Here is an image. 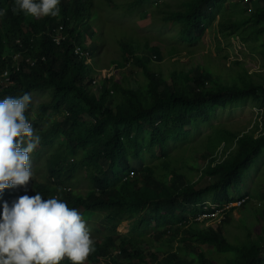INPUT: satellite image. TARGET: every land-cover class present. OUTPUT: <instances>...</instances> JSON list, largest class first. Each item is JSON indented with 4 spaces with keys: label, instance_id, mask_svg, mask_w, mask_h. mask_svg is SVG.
<instances>
[{
    "label": "trees",
    "instance_id": "obj_1",
    "mask_svg": "<svg viewBox=\"0 0 264 264\" xmlns=\"http://www.w3.org/2000/svg\"><path fill=\"white\" fill-rule=\"evenodd\" d=\"M149 2L136 0L132 7ZM223 2L189 0L184 10L170 13L168 21L179 24L180 37L187 46H173L165 65L166 55L160 48H150L149 44L140 47L133 41L122 43L123 63L115 60L114 70L130 66V73L139 69L145 79L143 86L132 89L128 78L117 79L115 72L101 84H93L100 70L82 30L85 22L93 20V1L60 0L57 17L34 18L23 12L13 14L15 0H0V10H6V15L0 16V56L8 44L20 38L29 47L28 55L46 57L36 67L17 73L13 85L0 91V100L31 94L32 102L25 111L29 121L34 94H50L49 102L40 105L37 119L31 120L33 127L40 123L43 126L39 136L43 149L50 152L49 179L29 180L33 193L28 196L34 197L36 192L41 193L42 200L55 196L67 202L69 208H82L84 217L103 221L106 234L101 235L100 242L93 243L94 250L89 254L94 264L119 250L122 255L113 258L114 264H217L210 253L202 251V246L231 256L230 264H264L260 241L232 244L222 233L229 217L247 203L230 211L217 229L187 225L201 215L207 203L222 209L249 197L235 198L229 193L241 185L244 173L264 152V133L256 137L259 126L247 132L215 133L219 140L214 148H208L205 156L212 159L204 170L205 178L215 183L202 189L184 178L168 154L171 142L186 143L191 139L188 126L198 130L202 123L211 121L217 110L249 98L259 99L264 127V0H231L228 14L220 10ZM217 16L218 40L223 37L242 43L251 53L263 57L260 63L245 65L241 59L231 60L228 52L215 57L204 54V63L186 71L189 64L181 57L195 56L194 45ZM61 25H65L70 38L58 46L54 35ZM78 46L84 55L76 54ZM5 67L0 59V72ZM224 69H233L228 77L235 75L237 80L229 81ZM223 144L220 157L216 153ZM147 157L161 158L162 165H148ZM132 160L142 165L138 173ZM80 172L93 180L86 196L72 192L73 180ZM24 195L9 189L0 192V213L4 202L11 206ZM124 222H135L134 232L139 224L147 223L154 230L161 226L158 239L166 241L158 247L146 236L139 238L132 231L122 234L117 227ZM191 251L193 259L187 261L185 253ZM159 253H163V259ZM59 264L71 261L65 257Z\"/></svg>",
    "mask_w": 264,
    "mask_h": 264
},
{
    "label": "rangeland",
    "instance_id": "obj_2",
    "mask_svg": "<svg viewBox=\"0 0 264 264\" xmlns=\"http://www.w3.org/2000/svg\"><path fill=\"white\" fill-rule=\"evenodd\" d=\"M95 3V8L91 12L92 22H85L82 25V30L86 35V45L94 52V62L100 70L115 72V78H128L130 87L138 89L144 85L145 79L141 75L139 69L133 74L130 73V66L124 70H114L113 64L115 60L122 61V43L133 41L143 47L149 44V47H158L166 55L163 65L167 62V53L173 46H187L184 39L180 37V26L177 23H170L168 17L170 13L184 10L185 3L189 0H151L148 4L142 7H132L136 0H90ZM229 4L222 6L225 14L229 13ZM230 16H225L228 21ZM209 27L204 37L194 45L196 54L189 59L183 55L181 58L188 63L186 71L193 69L196 65L204 63V54H209L213 57L218 53L226 54L228 52L231 60L241 59L242 63L248 66H253L263 60L259 53H251L250 49L246 48L242 43L226 38H220L218 32V18L208 23ZM220 41V43L218 42ZM220 45V48H219ZM230 60L228 59L227 62ZM233 62V61H232ZM231 62V63H232ZM235 62V61H234ZM102 71V72H103ZM168 70H165L167 72ZM233 69H224L225 77L229 81L236 79V76L228 77ZM49 92H36L33 96V111L30 115L31 120L37 119V113L41 104L49 102ZM260 106V101L257 97L249 98L244 102L232 104L227 108L217 110L211 121L202 123L198 130H193L192 126L186 128L191 130V139L186 143L171 142L168 148L169 160L175 166L189 183H193L198 189L205 188L209 184H214L215 180L206 179L204 170L208 167L212 157L209 155L208 148H214L218 142L217 131H249L255 125V114ZM60 119V117H59ZM35 134L39 135L43 126L40 123L33 127ZM213 135V136H211ZM211 136V137H209ZM260 136V132L256 133V137ZM224 144L219 148L216 155L221 157ZM49 151H45L41 144L29 154V160L32 166L34 175L32 180L45 182L49 179L47 168V160ZM227 155L223 156L219 161H223ZM163 160L160 158L149 159L146 163L150 166L162 165ZM132 165L136 173L141 170V163L137 160H132ZM163 167L160 171L163 172ZM93 180L88 179L85 172H80L75 175L73 180L72 192L77 195L86 196L92 186ZM9 191L25 193L26 195L33 193L31 183H28L26 189L24 186L9 188ZM230 196L241 198L249 196L246 206L236 211L229 217L226 224L223 226L222 233L227 238L229 243L245 245L250 242L260 241L262 253L264 256V152L257 157L250 168L244 173L242 183L238 187L230 191ZM210 201V200H209ZM82 218L86 221V226L90 229V237L93 243L100 242L101 235H105V227L103 221H96L93 217H84V210L78 209ZM220 226H215L217 229ZM135 222H124L117 227V231L122 234H133ZM98 230V232H97ZM163 230L159 226L158 230H154L147 223L138 225L134 235L141 238L146 236L155 241L160 247L166 238L158 239V235ZM203 252L210 253L211 257L217 264H230L233 260L231 256H222L219 251L209 250L208 247H201ZM194 251L185 253L187 261H191L190 254ZM161 259L164 258L163 253H159ZM90 256L87 257V264H94L90 261ZM196 260L198 257L196 256Z\"/></svg>",
    "mask_w": 264,
    "mask_h": 264
},
{
    "label": "clouds",
    "instance_id": "obj_3",
    "mask_svg": "<svg viewBox=\"0 0 264 264\" xmlns=\"http://www.w3.org/2000/svg\"><path fill=\"white\" fill-rule=\"evenodd\" d=\"M60 0H15L13 14L34 18L57 17ZM6 10H0V16ZM31 94L6 96L0 100V192L26 186L34 175L29 154L41 137L25 115ZM86 221L76 208L58 197L42 200L24 195L11 206L3 203L0 213V264H59L65 257L71 264H84L93 251Z\"/></svg>",
    "mask_w": 264,
    "mask_h": 264
},
{
    "label": "built area",
    "instance_id": "obj_4",
    "mask_svg": "<svg viewBox=\"0 0 264 264\" xmlns=\"http://www.w3.org/2000/svg\"><path fill=\"white\" fill-rule=\"evenodd\" d=\"M70 38L69 33L67 34V29L65 25H61L57 30L56 34L54 35V42L61 46L65 41ZM33 40H31V43ZM28 48L24 46V42L20 38L14 39L10 44L6 46L4 51L2 52L0 59L5 64V68L0 72V91L6 90L11 87L14 83V76L21 72L23 69H31L37 66L40 60L45 61L46 57L38 58L36 56L28 55ZM76 54L84 55V50L82 47H76L75 50ZM103 71V70H102ZM99 73L98 78L93 82L94 85H99L101 82L105 81L106 79L111 78L114 74L112 71L104 70L103 72ZM262 116L263 110H256L255 114V127L256 125L259 126L260 133H264V127L262 124ZM32 124V121L30 120ZM258 123V124H257ZM133 176V174H132ZM249 200L248 198H244L237 203H231L222 209L216 205L211 203H207L202 206L203 211L201 215L197 218H193L188 222V227H200L204 230H209L214 228L215 226H222L223 222L226 219V215L235 209L242 208ZM122 255V251H116L113 255H110L108 259H101L98 264H114L113 258Z\"/></svg>",
    "mask_w": 264,
    "mask_h": 264
},
{
    "label": "crops",
    "instance_id": "obj_5",
    "mask_svg": "<svg viewBox=\"0 0 264 264\" xmlns=\"http://www.w3.org/2000/svg\"><path fill=\"white\" fill-rule=\"evenodd\" d=\"M231 0H224L223 5L226 6V4H229ZM218 18V16H217Z\"/></svg>",
    "mask_w": 264,
    "mask_h": 264
}]
</instances>
